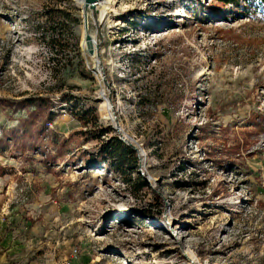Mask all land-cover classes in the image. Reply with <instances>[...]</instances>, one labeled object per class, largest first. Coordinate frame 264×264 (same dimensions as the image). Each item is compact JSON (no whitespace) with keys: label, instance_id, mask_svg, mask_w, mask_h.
I'll return each instance as SVG.
<instances>
[{"label":"rangeland","instance_id":"rangeland-1","mask_svg":"<svg viewBox=\"0 0 264 264\" xmlns=\"http://www.w3.org/2000/svg\"><path fill=\"white\" fill-rule=\"evenodd\" d=\"M259 3L114 0L86 28L79 0H0V98L54 103L35 153L9 142L35 106L0 103V264H264ZM91 108L152 189L89 163Z\"/></svg>","mask_w":264,"mask_h":264},{"label":"trees","instance_id":"trees-1","mask_svg":"<svg viewBox=\"0 0 264 264\" xmlns=\"http://www.w3.org/2000/svg\"><path fill=\"white\" fill-rule=\"evenodd\" d=\"M217 1L226 5L230 3L235 4L239 0ZM263 5L264 0H260L257 7ZM0 103L9 107H14L15 109H20L26 105L35 106V109L31 111L27 118L20 122L19 127L12 132L9 142H12L22 153L28 150H31V153L37 152V144L33 142V130L43 116L53 120V101L50 98L44 97L24 99L21 101L0 98ZM78 118L86 128L85 130H82V135L86 136L87 139L92 138L99 141L97 156L95 159L89 161L90 164H103L108 170L112 171L120 178L134 197H138L141 190L151 188L145 175L140 171L142 167V158L138 148L133 142L125 140L111 125H102L98 114H96V111L93 108L82 111L78 114ZM255 123H257L256 120ZM258 125L259 124H256V126ZM149 146L154 147V144L149 143ZM42 159L44 160V158ZM2 173L3 172L0 169V176Z\"/></svg>","mask_w":264,"mask_h":264},{"label":"water","instance_id":"water-1","mask_svg":"<svg viewBox=\"0 0 264 264\" xmlns=\"http://www.w3.org/2000/svg\"><path fill=\"white\" fill-rule=\"evenodd\" d=\"M79 1L83 4V11H84V16H85V25L87 28L88 27V13H87V11L89 9L95 10L97 5H98L99 0H79ZM91 42H92V37L90 35H87L85 38V45L88 49V53L90 55H94L96 45L93 46Z\"/></svg>","mask_w":264,"mask_h":264},{"label":"bare ground","instance_id":"bare-ground-1","mask_svg":"<svg viewBox=\"0 0 264 264\" xmlns=\"http://www.w3.org/2000/svg\"><path fill=\"white\" fill-rule=\"evenodd\" d=\"M113 2H114V0H99L98 5H99L100 8H103L102 9V13H104L107 9H110ZM87 35H89V33H87ZM91 43H92L93 46L96 45V38L94 36H92V42ZM84 44H85V42H84ZM99 108L103 112V116L105 118H109L110 117L109 105H108L106 100H103L99 104ZM120 216H121L120 218L123 217L122 214H120ZM191 256L196 257L194 252H191Z\"/></svg>","mask_w":264,"mask_h":264},{"label":"built area","instance_id":"built-area-1","mask_svg":"<svg viewBox=\"0 0 264 264\" xmlns=\"http://www.w3.org/2000/svg\"><path fill=\"white\" fill-rule=\"evenodd\" d=\"M143 174V172H141ZM144 175V174H143Z\"/></svg>","mask_w":264,"mask_h":264}]
</instances>
